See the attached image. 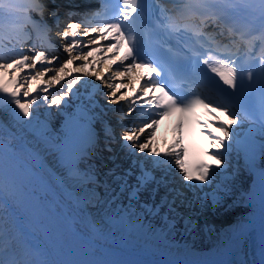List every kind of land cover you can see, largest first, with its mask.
Masks as SVG:
<instances>
[{
	"label": "snow or ice",
	"instance_id": "1",
	"mask_svg": "<svg viewBox=\"0 0 264 264\" xmlns=\"http://www.w3.org/2000/svg\"><path fill=\"white\" fill-rule=\"evenodd\" d=\"M64 6L70 9L64 15L71 22L59 31L64 21L60 16L62 5L57 0H49L48 4L44 0H26L24 4L0 0V111L8 113L16 124L32 127L41 103L59 109L67 104L65 97L79 91L75 86L81 84L82 77L70 75L67 66L77 60L85 61L76 65L75 71L85 76L94 74L100 84L112 91L101 92L99 84L83 81L88 89V103L82 101L76 112L68 116L63 142L54 145L61 158L69 159L70 173L76 171L75 131L87 127L89 156L96 155L100 148L102 133V151L112 153L108 156L112 167L104 165L102 181L111 198H124L128 205L145 209L146 214L164 212L174 217L187 200L182 188L212 186L229 168V155L234 143H238L233 126L241 127L249 121L258 124L264 135V0L245 5L254 13L253 22H259L258 31L252 25H238L232 16V0H173L174 10L160 0H101L98 8L87 12L72 11L79 7L73 0H66ZM53 31L63 42L61 47L67 58L58 55L50 35ZM32 33L35 40L29 55L23 47L33 38ZM89 33L98 35L89 37ZM81 36L89 39L82 41ZM97 40L111 41L106 46L108 52L126 49L123 56L97 61L111 76L96 69L86 70L88 57L105 47L91 48ZM50 72L53 75L49 76ZM66 76V84H61ZM124 77H128L127 83L110 82ZM136 81L138 86L132 88ZM51 85H59L55 93L49 90ZM121 88H129L131 97L127 93L117 96ZM96 96L108 97L107 103L112 105L129 100L127 110L101 107ZM98 107L100 110L96 111ZM173 112L181 114L173 129L175 138L160 152L154 144L156 129ZM108 113L116 114L119 136L116 126L106 119ZM133 113L135 118L126 121L125 117ZM221 115L230 123L225 124ZM4 127L0 123V129ZM187 135L199 138L193 161L189 160L185 143ZM113 145L125 154L127 168L117 163L121 157ZM79 158L83 161V156ZM89 168L93 169L92 177L100 176L93 165ZM26 188L18 176L14 157L0 152V264H42L17 248L20 232L14 231L10 223L21 198L28 196L36 201L35 194ZM145 195L147 199H142ZM212 195L213 204L219 203L216 192ZM35 210L39 211L38 202ZM261 250L264 257V239Z\"/></svg>",
	"mask_w": 264,
	"mask_h": 264
},
{
	"label": "bare ground",
	"instance_id": "2",
	"mask_svg": "<svg viewBox=\"0 0 264 264\" xmlns=\"http://www.w3.org/2000/svg\"><path fill=\"white\" fill-rule=\"evenodd\" d=\"M23 51L31 55L30 52L26 51V48H23ZM67 71L70 73L69 69ZM48 75L51 76L53 73L50 72ZM91 76L93 75L87 78ZM67 79L66 76L60 83L66 84ZM84 79L85 77H82V81ZM41 86L45 85L42 83ZM51 87L53 88L52 92L55 93L59 85H51ZM80 87V84L75 86L78 90ZM84 95H79L78 91L71 97H65L67 104L59 109L56 106L49 108L41 103L30 128L16 124L8 113L0 111V123L6 126L0 129V152L10 153L14 157V164L18 166L21 172H25V167H27L43 176L46 183L53 186L59 200L70 207L71 215L78 221L82 220L90 225L102 226L100 218L116 212L124 202V198H119L112 199L107 204L111 195L107 190V185L102 181L104 179L103 173L106 171L104 165L107 164L106 166L111 168L112 162L106 161L104 163L103 161L100 166L91 161L84 164V160H80L79 163H75L76 171L70 173L69 159L67 157L61 158L54 149V145L63 142L62 137L65 134L67 118L74 114L76 106L81 103L80 100ZM76 150L77 148H74V152ZM118 155L120 156V154ZM124 156H121L117 163L122 164L123 168H127L128 161L126 164L123 163ZM95 157L98 158L97 155ZM89 165H93L99 171V177L91 176L93 169L89 168ZM234 205L235 201H232L229 203L230 208L228 210L218 208L215 217L211 219L204 216L205 221L202 223L198 221L199 219L193 223L194 210L184 212L181 209L174 217H169L167 214V220H162L161 214L158 217L157 214H153L149 222L151 225L162 223L161 232H164L166 237L179 242L178 247H170V250H181L189 247L204 250L215 244L220 246L225 239L229 238L230 226H234L240 220V215L233 210V208L235 209ZM189 213L191 216H188ZM183 220H185L184 223H182ZM173 221H175V225L168 230L167 228ZM197 249L191 250L198 252Z\"/></svg>",
	"mask_w": 264,
	"mask_h": 264
}]
</instances>
